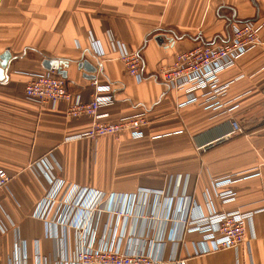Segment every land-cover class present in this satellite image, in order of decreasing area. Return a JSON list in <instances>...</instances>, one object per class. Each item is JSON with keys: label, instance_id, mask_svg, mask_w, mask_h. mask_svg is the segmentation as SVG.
Segmentation results:
<instances>
[{"label": "crops", "instance_id": "1", "mask_svg": "<svg viewBox=\"0 0 264 264\" xmlns=\"http://www.w3.org/2000/svg\"><path fill=\"white\" fill-rule=\"evenodd\" d=\"M247 20L261 25V43L220 73L230 85L217 106L206 101L205 88L175 90L158 77L159 66L177 53L226 41L233 25ZM114 40L139 51L142 82L127 73ZM7 51L11 59L0 79V167L12 179L10 193L0 190V264H81L78 249L113 234L122 250L166 264L178 258L188 264H264V0H3L0 56ZM45 57L67 61L68 90L84 102L93 98L94 86L77 63L87 59L97 66L96 77L112 86L115 97L103 109L106 118L144 110V136L89 139L84 133L92 118L68 116V100L51 106L28 97L26 84L44 69ZM190 97L198 101L184 104ZM232 120L241 129L236 134ZM47 171L68 189L104 193L97 226L92 213L80 212L78 229L69 220L57 225L34 215L52 185ZM226 176L237 179L236 198L224 209L253 210L246 222L249 241L212 250L198 219L210 213L208 197L218 204L213 181ZM127 195H134L129 207Z\"/></svg>", "mask_w": 264, "mask_h": 264}, {"label": "built area", "instance_id": "2", "mask_svg": "<svg viewBox=\"0 0 264 264\" xmlns=\"http://www.w3.org/2000/svg\"><path fill=\"white\" fill-rule=\"evenodd\" d=\"M2 2L3 0H0V6ZM260 27L261 25L254 20L234 24L231 37L228 40L199 44L191 49L181 51L175 55L172 63L160 66L156 73L171 89L186 90L189 93L197 88L211 90L212 94H210L211 92L206 93V101L214 99L212 103L217 106L218 99L223 97L230 85L229 82L220 81V73L233 66L242 55L261 43ZM113 46L127 73L138 82H142L144 80L143 60L139 51L119 40H114ZM96 51L101 53L99 48ZM32 75L33 78L26 84L25 94L51 106H55L60 100H68V116L72 118L89 116L92 118L91 128L84 133V136L89 139L96 140L100 136L108 134L119 137L125 132H129L133 138L144 136V128L148 124V117L144 110L121 116L117 121H109L106 118L108 112L103 111V109L115 103L113 89L109 83H101L95 77L92 80L94 86L93 98L88 102H84L80 95H73L69 92L66 79L58 74L55 69H43L34 72ZM194 101H198V98L190 97L184 104ZM231 123V133L239 130L235 121H231ZM201 148L204 149L205 147L202 146ZM42 162L46 166L45 161ZM11 179V173L0 167V190L5 189L10 193L9 183ZM236 180L232 176H226L213 181L218 204L208 197L207 202L210 213L206 216L202 215L198 219L199 226L197 228L200 229L203 239L211 241L212 250L238 248L249 241L246 222L253 215V210L248 212L230 211L223 207L236 198V190L232 187ZM49 181L52 185L43 197V201L37 206L35 216L44 220L50 217L53 223L57 225L67 223L69 220V224L78 229L80 228V212H86L95 215L97 226L101 219L102 210L101 208L99 210V203L104 193L92 187H79L77 185L68 189L67 183L62 179L55 178L51 172L49 173ZM125 199H127L129 207L128 203L134 200V195H127ZM108 210H110V214L129 213L120 209ZM76 214L78 215L76 216ZM190 223L193 224L194 222L191 221ZM193 226L195 225H191V227ZM0 229H2V223H0ZM75 258L81 264L167 263L165 259L153 257L147 253L122 250L120 237L116 238L114 234L104 237L97 245L93 243L86 244L76 251ZM175 263L188 264L186 259L180 258L175 259Z\"/></svg>", "mask_w": 264, "mask_h": 264}, {"label": "water", "instance_id": "3", "mask_svg": "<svg viewBox=\"0 0 264 264\" xmlns=\"http://www.w3.org/2000/svg\"><path fill=\"white\" fill-rule=\"evenodd\" d=\"M11 59V53L9 51L3 53L0 56V79L5 78V70H7L9 66V61ZM78 68L81 69L83 68L85 71L84 76L88 79H95L96 75L95 73L98 70L97 66L92 65L87 59H83L79 61L78 63ZM68 63L66 60L63 59H58V58H50V57H45L42 60V67L46 70H52L55 69L58 74H60L62 77L65 79L67 78V71L63 66H67Z\"/></svg>", "mask_w": 264, "mask_h": 264}, {"label": "rangeland", "instance_id": "4", "mask_svg": "<svg viewBox=\"0 0 264 264\" xmlns=\"http://www.w3.org/2000/svg\"><path fill=\"white\" fill-rule=\"evenodd\" d=\"M166 65H167V64H166ZM163 66H164V65H163ZM159 67H160V66H159ZM157 72H158V70H157ZM206 91H207V90H206ZM207 92H211L210 94H212V91H211V90H210V91L208 90ZM207 92H206V93H207ZM227 92H228V90H227ZM227 92L223 95V97L227 94ZM207 94H208V93H207ZM227 95H228V94H227ZM227 95H226V96H227ZM232 121H234V120H232ZM148 122H149V121H148ZM235 123H236V122H235ZM230 124H231V131H232V123H230ZM236 125H237V127L239 128V130L233 132V134H236V132H239V131L241 130L237 123H236ZM231 134H232V133H231ZM224 138H225V137H224ZM202 146H203V145H202ZM202 146H200L199 149H198V150L201 151V152H202V150H203V148H201Z\"/></svg>", "mask_w": 264, "mask_h": 264}]
</instances>
